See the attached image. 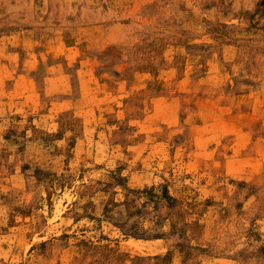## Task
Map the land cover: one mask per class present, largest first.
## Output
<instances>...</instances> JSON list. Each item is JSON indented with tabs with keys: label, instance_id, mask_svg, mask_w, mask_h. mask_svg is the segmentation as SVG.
<instances>
[{
	"label": "rangeland",
	"instance_id": "1",
	"mask_svg": "<svg viewBox=\"0 0 264 264\" xmlns=\"http://www.w3.org/2000/svg\"><path fill=\"white\" fill-rule=\"evenodd\" d=\"M0 264H264V0H0Z\"/></svg>",
	"mask_w": 264,
	"mask_h": 264
}]
</instances>
